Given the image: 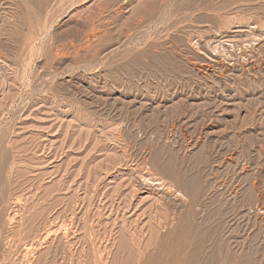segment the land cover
Listing matches in <instances>:
<instances>
[{
	"label": "rangeland",
	"instance_id": "374dc122",
	"mask_svg": "<svg viewBox=\"0 0 264 264\" xmlns=\"http://www.w3.org/2000/svg\"><path fill=\"white\" fill-rule=\"evenodd\" d=\"M176 262L264 264V0H0V264Z\"/></svg>",
	"mask_w": 264,
	"mask_h": 264
},
{
	"label": "bare ground",
	"instance_id": "6f19581e",
	"mask_svg": "<svg viewBox=\"0 0 264 264\" xmlns=\"http://www.w3.org/2000/svg\"><path fill=\"white\" fill-rule=\"evenodd\" d=\"M15 216H17V214H15ZM13 220H15V218H13L12 221H13ZM186 227H187V226H186ZM181 237H182V236H181ZM182 238H183V237H182ZM185 238H186V237H185ZM189 238H190V237H189ZM167 240H168V239H167ZM177 242H178V241H177ZM175 243H176V242H175ZM171 246H172V245H171ZM175 246H176V245H175ZM178 246H179V245H178ZM179 247H180V246H179ZM170 248H171V247H170ZM182 248H183V247H182ZM173 250H174V249H173ZM176 250H177V249H176ZM185 250H186V249H185ZM192 250H193V249H192ZM178 251H181V250H177V252H178ZM175 252H176V251H175ZM181 252H182V251H181ZM186 252H187V251H186ZM234 253H235V252H234ZM183 254H184V253H183ZM181 255H182V254H181ZM185 255H186V254H185ZM176 256H178V255H176ZM179 257H180V256H179ZM176 258H177V257H176ZM176 260H177V259H176ZM176 260H174V261H176ZM178 260H181V259L178 258ZM178 260H177V261H178ZM189 261H190V260H189ZM185 262H186V261H185ZM177 263H178V262H176V264H177ZM183 263H184V262H183ZM188 263H189V262H188ZM147 264H148V263H147ZM181 264H182V262H181Z\"/></svg>",
	"mask_w": 264,
	"mask_h": 264
}]
</instances>
